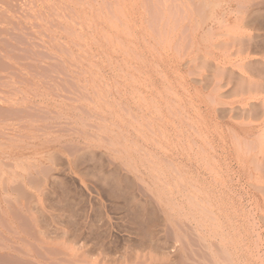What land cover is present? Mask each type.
<instances>
[{"label": "rangeland", "instance_id": "374dc122", "mask_svg": "<svg viewBox=\"0 0 264 264\" xmlns=\"http://www.w3.org/2000/svg\"><path fill=\"white\" fill-rule=\"evenodd\" d=\"M4 1L0 264H264V137L216 77L262 0Z\"/></svg>", "mask_w": 264, "mask_h": 264}, {"label": "crops", "instance_id": "0c3cea01", "mask_svg": "<svg viewBox=\"0 0 264 264\" xmlns=\"http://www.w3.org/2000/svg\"><path fill=\"white\" fill-rule=\"evenodd\" d=\"M255 6L248 20L249 48L257 49L248 61H239L230 66H218L217 85L224 88L225 96H234L240 104L243 117L255 123L258 137H264V1ZM254 15V21L251 17ZM245 36V35H244ZM259 51V53H257ZM252 126V125H251ZM260 149L264 151V145Z\"/></svg>", "mask_w": 264, "mask_h": 264}, {"label": "bare ground", "instance_id": "6f19581e", "mask_svg": "<svg viewBox=\"0 0 264 264\" xmlns=\"http://www.w3.org/2000/svg\"><path fill=\"white\" fill-rule=\"evenodd\" d=\"M5 1H6V0H5ZM5 1H4L3 3H5ZM10 4H11V3H10ZM5 5H6V3H5ZM7 5H9V4H7ZM3 8L6 9V7H3ZM9 8H10V7H8V9H9ZM13 10H15V9H13ZM1 11H2V10H1ZM4 13H5V11H4ZM2 14H3V12H2ZM8 17H9V16H8ZM0 19H1V18H0ZM3 19H4V18H2L1 20H3ZM6 19H8V18H6ZM1 20H0V21H1ZM9 21H11V20L8 19V23H7V25H9ZM1 22H2V21H1ZM10 23H12V22H10ZM13 23H14V22H13ZM3 25H4V24H3ZM13 25H14V26L11 25L12 28H13V27H16L15 24H13ZM5 27H7V26H5ZM5 27H3L4 30L2 29L3 32H4L5 29H6ZM8 28H9V27H8ZM10 28H11V27H10ZM17 29H18V27H17ZM12 30H15V29L13 28V29H11L10 31H9V29H6V34L9 35V33H11ZM0 31H1V30H0ZM7 31H9V33H8ZM3 32H2V33H3ZM4 34H5V32H4ZM15 34H16V33H15ZM8 35H7V36H8ZM13 35H14V34H13ZM13 35H12V37H13ZM16 35H17V34H16ZM1 37H2V36H0V38H1ZM4 37H5V36H4ZM4 37H3L2 39H0V42H3V41L5 42ZM10 37H11V35L9 36V38H10ZM12 37H11V39H13ZM9 38H8V40H9ZM14 38L16 39L15 36H14ZM20 39H21V38H20ZM6 40H7V39H6ZM17 40H19V39L17 38ZM6 42H7V41H6ZM6 42H5V43H6ZM8 42H9V43H8L9 45L7 44V45H8L7 47H9V46L11 45V43H12V42L10 43V41H8ZM15 42H16V41H15ZM17 42H18V41H17ZM20 43H22V42H20ZM20 43H19V44H20ZM25 43H26V42H25ZM13 44H14V43H13ZM3 45H4V44H3ZM22 45H25V44H22ZM17 47H18V46H17ZM17 47H15V48H17ZM19 47H20V46H19ZM0 48H1V45H0ZM22 48H24V47H22ZM9 49H10V48H9ZM12 49H13V48H12ZM6 50H8V49H6ZM18 50H19V49H18ZM9 51H10V50H9ZM21 51H22V50H21ZM9 53H10V52H9ZM2 55H3V54H1L0 56H2ZM10 55H11V54H10ZM15 55H16V54H15ZM17 56H18V55H16V57H17ZM2 57H3V56H2ZM12 57H13V56H12ZM20 57H21V56H20ZM21 58H22V57H21ZM23 58H24V57H23ZM4 59H5V58H4ZM4 59H3V60H4ZM1 60H2V59H1ZM1 60H0V61H1ZM3 64H5V63H3ZM6 65H7V64H6ZM0 66H1V65H0ZM7 66H8V65H7ZM2 67H3V66H2ZM10 67H11V66H10ZM10 67H9V68H10ZM6 68H7V67H6ZM6 68H5V70H6ZM9 68H8V69H9ZM3 69H4V67H3ZM8 74H9V73H8ZM10 75H11V74H10ZM7 101H8V100H7ZM3 103H4V102H3ZM7 103H8V102H7ZM18 103H19V102H18ZM9 104H10V102H9ZM20 104H21V103H20ZM22 104H23V103H22ZM2 106H3V105H2ZM40 174H41V173H40Z\"/></svg>", "mask_w": 264, "mask_h": 264}]
</instances>
